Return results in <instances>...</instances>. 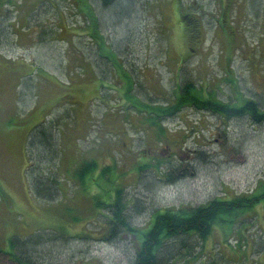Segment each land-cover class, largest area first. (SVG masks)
Here are the masks:
<instances>
[{"label": "rangeland", "instance_id": "374dc122", "mask_svg": "<svg viewBox=\"0 0 264 264\" xmlns=\"http://www.w3.org/2000/svg\"><path fill=\"white\" fill-rule=\"evenodd\" d=\"M197 1L210 14L204 18L206 39L195 47L182 68H178L179 57L184 55L185 47L180 28L175 24L173 0H132L135 12L116 27L106 18L115 14L108 9L100 11L93 0L92 8L85 5L81 7L83 11L79 8L80 0H58L53 9L45 2L30 17L36 23V37L40 35L31 46L26 44V35H22L28 29L26 26L15 31L16 36L7 29L10 25L7 20L14 19L16 13L4 2L7 24L2 25V33L6 40L0 43V53L5 56L4 61H25L20 62L17 74L10 75L4 85L6 90L0 84V264H22L8 256L13 252L8 247L10 237L37 241L44 235L47 239L30 264H132L134 244L123 238L114 242L95 238L101 231L98 222L103 223V216L95 215L88 196L91 193L103 196L109 184L98 180L97 171H93L89 177H95L96 182L89 180L87 192L68 173L69 166L76 168L81 160L95 159L98 168L106 165L109 162L106 152L115 154L119 160L117 179L123 185L125 200L130 203L126 209L128 220L136 228H146L155 209L198 205L214 197L251 192L260 185L264 179V123L250 128L246 118L233 117L225 124L209 111L186 108L163 121L170 135L163 142L167 146H161L153 143L154 135L144 136L141 131L143 113L131 109L130 119L122 120L118 112L126 101L124 79L117 69L107 71L111 63L96 55L98 51L102 53L97 48L95 51V41L101 37L94 39L91 21L84 16L93 10L95 27L103 35L105 49L114 50L123 60L133 77V90L141 100L163 102L175 90L176 74L190 72L195 76L192 79L213 91L217 98L240 104L244 96L255 99L262 108L264 0L234 1L230 13L238 46L228 66L223 60L226 51L212 24L227 0ZM77 59H83L84 63L92 61L98 70L97 77L88 69L80 71ZM0 64L5 67L4 62ZM9 69L5 70L6 75ZM45 120L54 124L57 139V160L44 165V173H40L44 181L53 178L56 185V194L50 201L30 194L27 183L32 162L27 161L30 151L26 137L31 128ZM141 150H150V166L143 175L152 178L149 183L155 179L151 188L143 185L142 180L136 181L133 170L145 157ZM161 160L166 161L164 165L171 161L176 174L185 179L178 184L162 181L155 170L160 166L154 167ZM136 197L139 204L132 205L131 199ZM241 219L247 228L237 222L235 226L246 238L240 247L245 252L234 248L237 233L228 235L225 243L219 242L222 232L217 227L204 242L205 250L218 256L221 264H264V205L258 204ZM246 253L252 255L244 260Z\"/></svg>", "mask_w": 264, "mask_h": 264}, {"label": "trees", "instance_id": "16d2710c", "mask_svg": "<svg viewBox=\"0 0 264 264\" xmlns=\"http://www.w3.org/2000/svg\"><path fill=\"white\" fill-rule=\"evenodd\" d=\"M21 0L16 2L14 0L3 1L0 0V6L3 8L0 9V43L5 42L3 38V26L6 25V9L4 2L10 4L11 8L16 16L14 19H9L7 29L10 33L15 35V31L21 30L23 26H26L28 29L23 31L22 35H26L27 45H33L34 38L36 37L37 29L36 23L30 21V17L35 13L36 9H42V4L47 3L50 9L54 8V4L58 0ZM82 6H78L80 11H83V6L91 7V0H80ZM96 3V8L100 11L109 10L111 13H114L115 16L111 17L107 15V20L111 22L115 27L121 24V21L124 19L128 20L131 18L132 11L135 12V6L133 5L132 0H93ZM99 3H97V2ZM235 0H227L226 4L221 7L218 14L215 16L214 20L212 19V24L215 25L214 32L221 39L220 44L224 46L226 51L225 59H223L228 66L229 61L231 60V54L237 45L236 39H234V23L231 18L232 5H234ZM146 2V1H145ZM144 2V3H145ZM84 3V5H83ZM175 4V13L177 15L176 25L180 28V36L182 37L183 46L185 47L184 55H180L181 61L179 62L178 68H182V64L194 52L195 47H200L205 43L206 39V25L204 18L207 15H210L205 9V6H202L198 3L197 0H173ZM147 2L145 3V5ZM245 9V8H240ZM86 21H91L92 36L94 39L101 37V40H97L96 48L97 50L102 51V53L96 52V55L100 57L102 61L110 62V66L106 69L111 72L117 69L121 72V76L124 79V84L122 89L124 90L123 98L126 100L122 109L118 112V115L122 120L130 119V110L134 109L135 111L141 114L142 116V130L145 135H154V144L155 145H164L167 146L166 141L167 136L170 133L165 130L163 121L166 118L173 117L180 112L182 109L193 108L194 110H205L211 112V115L218 117V120L223 123H230V119L233 117L241 118L244 117L250 121V128L252 126L260 127L264 123V106L262 108L258 105V102L255 99H250L244 96H241L240 104H234L228 102L222 98H217L216 94H213V91L206 90L202 85L192 79L190 72H178L176 74V87L175 90L172 89L173 93L170 97H165L163 102H149L146 100H141L134 92V81L132 75L129 71L126 70L123 60L118 57L114 50H106L104 47L103 35L100 36L99 29H96V17L93 13V10L85 14ZM113 21H111V19ZM31 24V25H28ZM94 25V26H93ZM47 31H43L46 33ZM97 32V35H96ZM21 35V36H22ZM16 39L14 40V42ZM240 42V41H239ZM27 46V47H30ZM238 46V45H237ZM29 49V48H25ZM223 50V51H224ZM1 51V50H0ZM107 52V53H106ZM85 54H83L84 56ZM88 58V57H87ZM83 57V59H87ZM0 53V63L4 62V68L0 64V84H7L11 78L10 75L17 74L21 70L20 62L25 61L24 59H14L9 60ZM11 59V58H10ZM83 59H77L78 69L82 72H85V69H88L93 73V76L97 77L95 71L94 63L90 60H87L88 63H84ZM105 59V60H104ZM105 61V62H106ZM102 63V62H101ZM23 64V63H22ZM124 66V67H123ZM9 69L8 75H6L5 70ZM177 68V69H178ZM227 68V67H226ZM228 70V68H227ZM103 72V71H102ZM20 79L21 76L18 75ZM6 90V89H5ZM27 88L24 90L22 96L24 97ZM260 108V109H258ZM227 124V125H228ZM32 130L26 137L28 139L29 150V159H27L28 164L32 162V165L29 166L27 171V183H29V190L36 196V198H41L45 200L53 199L56 190V185L51 180H45L40 173H44L42 167L44 165H49L52 159L57 160V144H56V135H55V126L52 122H41L35 127L31 128ZM156 137L158 141L155 143ZM26 139V140H27ZM38 146V147H37ZM36 147H37V150ZM142 149V147H140ZM154 150V149H153ZM142 154L145 156L141 163L135 164L133 167L136 171V181L142 180V184H146L151 188L153 182L149 183L152 180L149 176H144V171L146 168H149L150 162L148 157H150V150L144 151L141 150ZM106 156L109 160L106 165H103L98 168L97 161L92 160H81L78 163L76 168L69 166L68 173L71 176H74L81 185H84V190L90 192L88 189L89 180L95 181V177L92 179L89 175L93 171H97L96 177L98 180H101L104 183H108L109 186L104 191V195L101 196L97 193H91L90 201L93 204V212L103 216V223L98 222V225H101V231L96 240L104 242H114L117 239H126L130 243L135 245V257L132 264H221L222 260L218 256H211L208 254V251L205 250L204 242L214 231V228L217 227L222 232V240L219 242L228 241V235H234L236 240L235 250L241 251L240 247L242 246V241H245L246 238L242 236L241 229L238 226L245 227L241 219L242 215L253 211L258 204L264 205V179L260 181V185L251 192H244L240 194H233L231 197H214L211 200L203 202L198 205H180V206H169L163 209H155L151 212L149 217V222L146 228H136L131 225L128 220V213L126 209L129 207L127 199L123 193V185L121 182H118L119 173L116 171L120 168L119 160L116 158L115 154L111 156L110 153ZM200 156L201 153H199ZM47 156L48 159L43 158ZM38 157V159H36ZM161 160L160 163H155V168L157 166V176L162 181H171L174 184H178L185 178L183 175H177L175 166L170 162ZM51 166H49V169ZM48 169V170H49ZM68 170V169H67ZM47 177H49L47 175ZM156 177V175H155ZM44 179V180H43ZM146 179L148 180L147 183ZM88 184V185H87ZM132 205L139 204V200L131 199ZM105 209H108L109 212H103ZM238 223V226H235V223ZM235 227V228H234ZM247 228V227H245ZM244 228V229H245ZM86 234V233H83ZM78 238H87L88 236L77 235ZM46 236H42L33 241V239H18L13 237L9 239L8 247L12 249L11 255L14 259H18L22 264H30L33 256L37 255V249L44 243ZM74 236H68L72 238ZM55 238V239H54ZM94 238V239H95ZM56 240V237H52ZM249 246V244L247 243ZM253 248V246H251ZM244 251V250H243ZM241 251V252H243ZM264 251V250H262ZM3 253V251H1ZM245 252V251H244ZM256 252V251H255ZM259 253V252H257ZM254 254V252L252 253ZM249 253L244 254L246 256L244 260L248 259ZM222 258V256H220ZM262 259V255L259 257ZM250 264V263H249Z\"/></svg>", "mask_w": 264, "mask_h": 264}, {"label": "bare ground", "instance_id": "6f19581e", "mask_svg": "<svg viewBox=\"0 0 264 264\" xmlns=\"http://www.w3.org/2000/svg\"><path fill=\"white\" fill-rule=\"evenodd\" d=\"M52 162V161H51ZM55 163V162H54ZM51 164V163H50Z\"/></svg>", "mask_w": 264, "mask_h": 264}]
</instances>
